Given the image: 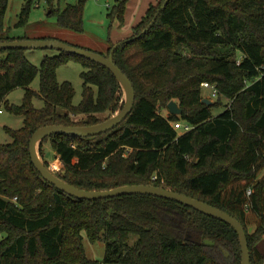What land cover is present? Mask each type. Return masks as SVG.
Wrapping results in <instances>:
<instances>
[{
	"label": "trees",
	"instance_id": "trees-1",
	"mask_svg": "<svg viewBox=\"0 0 264 264\" xmlns=\"http://www.w3.org/2000/svg\"><path fill=\"white\" fill-rule=\"evenodd\" d=\"M33 1L16 27L29 24ZM166 1L150 6L114 54L135 88L126 120L94 137L53 135L40 147L50 143L64 166L57 175L77 188L155 185L229 213L245 227L251 263L264 264V0H168L149 27ZM45 2L59 29L84 33L85 1ZM125 4L109 18L122 20ZM7 7L0 0V41L30 39L6 28ZM26 51L0 50V110L24 116L20 129L6 128L10 141L0 142V264H241L238 235L219 219L152 195L78 200L44 180L29 154L37 129L99 124L124 103L106 67L60 51L37 67ZM71 60L86 67L79 105L73 85L57 75ZM38 75L37 92L30 86ZM203 83L216 88L217 102H204ZM17 88L26 91L22 105L8 100ZM222 99L225 110L215 116ZM173 100L182 114L163 116L159 109ZM176 122L193 128L179 133ZM83 232L105 243L102 262L88 259ZM189 233L215 245L190 242Z\"/></svg>",
	"mask_w": 264,
	"mask_h": 264
},
{
	"label": "rangeland",
	"instance_id": "rangeland-1",
	"mask_svg": "<svg viewBox=\"0 0 264 264\" xmlns=\"http://www.w3.org/2000/svg\"><path fill=\"white\" fill-rule=\"evenodd\" d=\"M27 0H8V7L5 15V26L10 30L11 34L28 35L30 37L37 36L41 32L45 31L49 34H56L59 30L57 26L56 17L49 16V6L45 0H34L30 14H29V24L26 27L18 28L16 24L19 21V15L22 8L26 4ZM78 0H63L62 7L66 4H75ZM84 2V35L90 40H95L96 42H106V39H114L117 35L123 32H131L133 27L137 25L138 19H141L146 15L148 9L151 5H156L159 0H126L125 11L123 14V19L115 18L111 20L108 14L118 7L120 0H83ZM37 3L39 4L37 6ZM144 3L146 6H144ZM148 3V4H146ZM152 3V4H151ZM142 11H138L140 7L143 8ZM140 17V18H139ZM119 33V34H118ZM88 40V39H87ZM120 43V42H119ZM115 45V44H114ZM58 53L57 50L52 49H34L27 50L26 55L29 61L37 67H40L45 56H52ZM99 53V52H98ZM104 55L108 54V51L100 52ZM86 70V67L79 61L71 60L67 64L59 67L57 75L60 82L68 81L75 89L74 104L79 105L82 101L83 94V79L82 73ZM40 76L38 75L36 79L31 84L30 88L34 91H39ZM25 89L17 88L13 90L9 96L8 100L10 103L15 105H22L25 97ZM203 96L205 99L211 100L213 103L217 102V97L213 96L212 89L203 88ZM122 100L124 103L125 94L122 90ZM227 100L222 99V105L213 109V114L219 115L225 110ZM34 106L36 108H42L44 106V101L40 98L34 99ZM163 116H168L169 111L165 108L159 109ZM100 117H107L108 114L98 115ZM87 118V116H78L77 120H82ZM24 123V116L14 115L9 111L2 109L0 113V142L10 141V137L6 132V128L20 129ZM183 123V122H181ZM184 124V123H183ZM179 133H183L182 129L178 130ZM39 154L42 160L48 165V167L55 173L59 174L64 171V166L60 161L59 157L54 153L51 148L50 143H43L39 146ZM196 159H193V162ZM254 226H251L252 230ZM191 234V233H189ZM188 234V235H189ZM194 234V233H193ZM4 233L0 232V241L5 237ZM85 252L88 259L93 261L102 262L105 256L106 245L103 241L96 243H91L86 237V233L83 232ZM135 239L131 243H134ZM259 250L264 254V242L259 244ZM224 253L228 255L229 253L224 250Z\"/></svg>",
	"mask_w": 264,
	"mask_h": 264
},
{
	"label": "water",
	"instance_id": "water-1",
	"mask_svg": "<svg viewBox=\"0 0 264 264\" xmlns=\"http://www.w3.org/2000/svg\"><path fill=\"white\" fill-rule=\"evenodd\" d=\"M167 3L168 0L161 6L160 10L156 14L153 22L149 25V27L153 25L161 11L166 7ZM120 45L121 43L115 44L111 48L109 55L105 56L98 52L76 47L72 44L57 39H26L9 42L0 41V50L52 49L60 52H65L70 55L86 58L92 62L98 63L106 67L113 74L125 94L123 108L116 114L99 124L85 126L49 125L37 129L32 135L29 143V154L36 170L40 173L42 178L46 180L49 184L55 186L58 190L78 200H103L124 195L135 194L152 195L180 203L206 216L219 219L231 226L238 235L242 257L241 264H252L251 251L249 248L245 227L237 218L233 217L229 213L215 206H212L191 196L181 194L167 188L158 187L155 185H126L110 190L101 191L83 190L63 180L61 177L55 174L49 167H47L45 162L42 160L39 154V146L41 145L44 139L58 134L81 138L94 137L106 133L119 126L126 120L129 114L132 112L136 98L135 88L129 77L121 70V68L114 61V54L116 50L120 47ZM204 102H206L208 105H211L213 103L211 100L208 99H205ZM167 109L170 114L176 116H180L183 112L179 104L174 100L168 104ZM195 237L196 239L194 240H188L193 243L204 244L207 246L215 245L214 242L208 239L203 240L200 234H197Z\"/></svg>",
	"mask_w": 264,
	"mask_h": 264
},
{
	"label": "crops",
	"instance_id": "crops-1",
	"mask_svg": "<svg viewBox=\"0 0 264 264\" xmlns=\"http://www.w3.org/2000/svg\"><path fill=\"white\" fill-rule=\"evenodd\" d=\"M149 2H153V0H151ZM146 4H148V3H146ZM144 6H146L145 3H144ZM144 6H143V8L140 7L138 9V11L143 12V10H145ZM138 20L141 21V19H138ZM140 21H138L137 24H139ZM132 30H131V32H127V33L126 32H123L120 34L118 33L119 35H117L114 39L108 38V39H106V42H96L95 40L92 41L87 36H85L83 33H75V32H72L69 30H64V29L57 30L56 34H49V33H46L45 31H43L40 34H38L37 36H33V37L29 36V38L30 39H43V38L57 39V40L67 42V43L75 45V46L88 48L92 51L100 53V52L108 51V49L110 47V42H112L114 44H118L119 42L121 43L123 41L129 40V38L132 36Z\"/></svg>",
	"mask_w": 264,
	"mask_h": 264
},
{
	"label": "built area",
	"instance_id": "built-area-1",
	"mask_svg": "<svg viewBox=\"0 0 264 264\" xmlns=\"http://www.w3.org/2000/svg\"><path fill=\"white\" fill-rule=\"evenodd\" d=\"M96 1H98V0H96ZM38 5L39 4L37 3V6ZM203 86H204V88H210V89H212L213 96L216 97L217 90H216V88L214 86H212V85H210L208 83H203ZM0 113H2V110H0ZM172 125L174 126V128L176 130L182 129L183 132H188V131L192 130V128H193L191 125L183 124L181 122L172 123Z\"/></svg>",
	"mask_w": 264,
	"mask_h": 264
},
{
	"label": "flooded vegetation",
	"instance_id": "flooded-vegetation-1",
	"mask_svg": "<svg viewBox=\"0 0 264 264\" xmlns=\"http://www.w3.org/2000/svg\"><path fill=\"white\" fill-rule=\"evenodd\" d=\"M188 239H192V240H194V239H196V237H195L194 235H190V234H189Z\"/></svg>",
	"mask_w": 264,
	"mask_h": 264
}]
</instances>
